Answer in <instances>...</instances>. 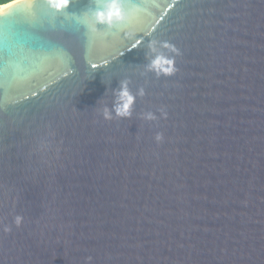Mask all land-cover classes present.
Instances as JSON below:
<instances>
[{
	"label": "water",
	"instance_id": "obj_1",
	"mask_svg": "<svg viewBox=\"0 0 264 264\" xmlns=\"http://www.w3.org/2000/svg\"><path fill=\"white\" fill-rule=\"evenodd\" d=\"M124 6L98 32L45 0L0 15L34 40L0 49V264H264V0ZM122 81L132 116L104 120Z\"/></svg>",
	"mask_w": 264,
	"mask_h": 264
},
{
	"label": "clouds",
	"instance_id": "obj_2",
	"mask_svg": "<svg viewBox=\"0 0 264 264\" xmlns=\"http://www.w3.org/2000/svg\"><path fill=\"white\" fill-rule=\"evenodd\" d=\"M23 2V0H0V15H3L13 5ZM31 3V0H28ZM47 5L55 13H62L65 19L76 18L84 23L92 32H98L97 25H104L106 27H113L115 24H121L132 15V11L125 9V0H93L96 5L94 9L86 10L81 14L69 13L67 8L70 4V0H45ZM141 41H135L133 46H136ZM33 38L28 36L21 37L19 34L5 29L2 35H0V49L5 53L10 52L11 49L20 44H32ZM150 59L145 65L147 71L154 73L157 77L171 76L176 73L174 55H166L160 49H167L168 52L178 55V51L173 45L166 41L159 42L157 47L156 41H150L148 44ZM114 100L111 110L107 107L102 112L104 120H112L114 118L127 119L132 116V108L136 100V96L128 88V82L122 81L119 89L113 92ZM137 95L143 96L144 90L139 89ZM146 121L156 120L157 117L152 112H146L142 117ZM153 140L155 143L160 144L164 140L163 133L157 132ZM23 217L16 215L13 219V225L17 228L21 226ZM12 225H4L3 231L10 232ZM92 257H86V264H91Z\"/></svg>",
	"mask_w": 264,
	"mask_h": 264
},
{
	"label": "snow or ice",
	"instance_id": "obj_3",
	"mask_svg": "<svg viewBox=\"0 0 264 264\" xmlns=\"http://www.w3.org/2000/svg\"><path fill=\"white\" fill-rule=\"evenodd\" d=\"M61 15H62V13H55V12H51V13H49V14H48V16H49V23L54 25V24L59 20V18H60ZM28 22H29V23H33V24H35V23H37L38 21H37V19L32 18V19H29ZM12 27H13L12 24L5 23V24L2 26V28H0V32H4L5 29H8V30L11 31ZM92 67H96V65L93 64Z\"/></svg>",
	"mask_w": 264,
	"mask_h": 264
}]
</instances>
